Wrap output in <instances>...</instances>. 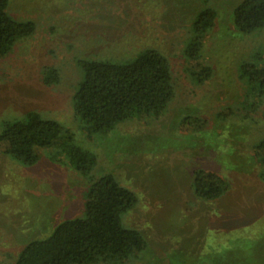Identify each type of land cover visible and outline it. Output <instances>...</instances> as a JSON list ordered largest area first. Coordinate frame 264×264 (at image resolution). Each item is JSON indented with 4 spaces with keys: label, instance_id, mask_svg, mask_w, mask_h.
I'll list each match as a JSON object with an SVG mask.
<instances>
[{
    "label": "rangeland",
    "instance_id": "374dc122",
    "mask_svg": "<svg viewBox=\"0 0 264 264\" xmlns=\"http://www.w3.org/2000/svg\"><path fill=\"white\" fill-rule=\"evenodd\" d=\"M241 1L7 2L6 12L33 23L34 32L0 60V129L4 120L37 111L96 157V177L111 174L134 192L138 203L122 222L148 243L135 264H264V183L252 148L264 135V104L254 113L243 110L246 86L239 78L240 64L264 52V29L242 34L234 27L233 10ZM206 6L217 16L201 37L202 56L185 60L191 23ZM148 48L170 63L175 97L163 116L88 134L72 109L82 74L77 62L129 60ZM203 66L212 77L197 84L186 70ZM43 67L57 68V85L42 83ZM185 118L191 126L181 125ZM38 154V163L28 167L0 151V264H12L27 242L83 215L85 180L64 152ZM197 169L218 174L228 185L225 195L197 199L191 186Z\"/></svg>",
    "mask_w": 264,
    "mask_h": 264
},
{
    "label": "trees",
    "instance_id": "16d2710c",
    "mask_svg": "<svg viewBox=\"0 0 264 264\" xmlns=\"http://www.w3.org/2000/svg\"><path fill=\"white\" fill-rule=\"evenodd\" d=\"M7 2L0 0V60L11 53L17 41L34 32L33 23L18 22L6 12ZM216 16L209 6L196 14L190 39L184 44L185 60L201 58V37L211 30ZM233 24L242 34L264 29V0H242L233 10ZM77 65L82 74L72 96V109L88 134L106 135L116 125L136 117L143 123L157 121L175 97L170 63L153 48L129 60L88 59ZM239 70L246 86L242 108L257 112L264 104V52L257 51L249 61H243ZM186 71L197 84L212 77L208 66ZM41 76L46 86L60 81L55 67H43ZM261 119L264 122V109ZM190 121L185 118L181 125L191 126ZM1 146L2 154L28 167L38 163L39 151L60 150L88 185L82 217L64 220L45 239L27 242L12 264H135L147 252L148 243L141 232L122 222L138 203L135 193L111 174L96 177V157L77 146L73 134L59 122L37 111L4 120ZM252 148L261 162L258 179L264 183V135ZM192 173L191 186L197 199L217 201L227 192L228 185L218 174L204 169Z\"/></svg>",
    "mask_w": 264,
    "mask_h": 264
}]
</instances>
